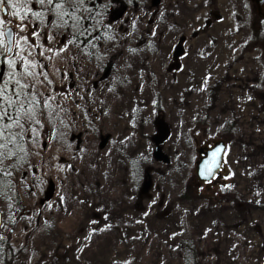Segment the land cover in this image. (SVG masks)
<instances>
[{"label": "rangeland", "instance_id": "rangeland-1", "mask_svg": "<svg viewBox=\"0 0 264 264\" xmlns=\"http://www.w3.org/2000/svg\"><path fill=\"white\" fill-rule=\"evenodd\" d=\"M4 7L0 30L28 42L10 57L0 45L1 84L15 60L8 95L30 85L16 90L34 93L39 124L11 128L25 151L18 198L0 202L15 248L3 264H264V33L250 0H68L79 24L29 13L23 31ZM220 140L227 174L198 186V149Z\"/></svg>", "mask_w": 264, "mask_h": 264}, {"label": "snow or ice", "instance_id": "snow-or-ice-1", "mask_svg": "<svg viewBox=\"0 0 264 264\" xmlns=\"http://www.w3.org/2000/svg\"><path fill=\"white\" fill-rule=\"evenodd\" d=\"M72 2L74 6L83 5L85 0H72ZM7 3L11 4V7L15 10L13 14L20 17L21 31H23L24 27L26 26L23 21L24 18L29 15V13L32 16L36 17L37 21L46 19L45 12L51 13L55 17L52 23L56 28L67 26V21L64 19L65 17L74 18V23L76 24H79L80 20L83 19V17L76 16L75 7L73 8V11H69L65 7V5L68 3V0H36V3H38L42 9L41 11H31V9L22 7L18 3L12 2V0H7ZM5 4L6 0H0V8H3ZM22 11L23 15H21ZM3 23L4 21L0 19V25H2ZM31 35H40L39 32L35 31V26ZM0 37L7 38V43H5L3 39H0V45H3L4 52L8 53L9 55L12 54L14 48L20 49V52H23L24 49L22 47V44L28 42L26 36L17 38V35L14 34L11 30H8L7 32L0 30ZM54 38L55 37L51 36L48 37L49 40H52ZM33 46L38 47L36 45ZM47 51H52V48L49 47ZM17 55H20V53H17ZM29 55H31L30 52ZM40 55H43V53L41 52ZM20 59L21 61H23L24 74L29 76L33 75V73L30 71V68H35V63L29 61L27 57L22 55L20 56ZM6 63L13 69V71L9 72L8 82H10L12 78L16 76V72L14 69L17 62L15 60L9 59ZM8 82L0 84V140L3 141L0 142V163H2L5 159L13 158L16 155L15 151L9 148L10 144L13 145L14 148H19L21 152L25 151L24 148L16 144V136L19 134H13L12 138L9 139L6 136V132H8L9 129L15 126L23 129L25 127V120L29 124H39V120L36 119V112L34 110V105L38 104L39 101L35 99L34 93L16 90L17 87L21 89H28L30 85L23 84L21 83V81L17 80L16 86L13 87L11 96H9L7 87ZM29 95H32L33 99H28ZM9 109H14L16 111V115L13 116ZM4 149H8L7 154L3 151Z\"/></svg>", "mask_w": 264, "mask_h": 264}, {"label": "water", "instance_id": "water-1", "mask_svg": "<svg viewBox=\"0 0 264 264\" xmlns=\"http://www.w3.org/2000/svg\"><path fill=\"white\" fill-rule=\"evenodd\" d=\"M3 14H6L5 7H3ZM11 30L14 34L15 31L11 27L4 28V32ZM5 43H7V38L4 37ZM14 51V49H13ZM13 54V52H12ZM11 54V55H12ZM182 54V48L178 47L174 53L175 58H179ZM8 53H5L6 57H10ZM4 67L1 68L0 72V82L4 75ZM226 151V143L222 140L215 142L211 147L204 146L198 149V154L201 156L200 159L195 164V175L200 184H208L218 176L226 175L227 169L224 166V156ZM153 157L157 160H161L164 163H169L170 159L165 155L160 148H156L153 152ZM54 184L50 183V189L47 193L45 200L41 202L50 201L54 196ZM3 215L0 212V235L2 230Z\"/></svg>", "mask_w": 264, "mask_h": 264}, {"label": "trees", "instance_id": "trees-1", "mask_svg": "<svg viewBox=\"0 0 264 264\" xmlns=\"http://www.w3.org/2000/svg\"><path fill=\"white\" fill-rule=\"evenodd\" d=\"M101 2L102 0H85L84 4L81 6L83 8H87V9L92 8L94 11L102 12L101 10H97ZM3 57L4 55L2 54L0 56V62H2ZM2 67L3 65H0V72H1ZM17 133L20 134L19 132H16V131L14 132L13 130L10 129L8 130V132H6V136L9 139H11L13 134H17ZM0 142H3V141L0 140ZM22 143H23L22 137L20 135H17L16 144L22 147ZM9 148L15 151L16 155L13 158L5 159L2 163H0V202L1 203H5L4 201H7L11 199L12 197L18 198V196L16 197V191L14 190V187H13L10 170L15 166V161L21 158L22 152L19 150V148H14L13 145L11 144L9 145ZM3 151L7 154L8 149H4ZM226 193H230L233 195L232 189L230 188L227 190ZM224 199L226 201L230 200L233 202V199L235 198L226 197ZM262 207L264 208V206ZM250 208L257 209V207H255L254 205L252 207L250 206ZM2 238L3 237H1L0 235V264L5 263L8 257H11L15 250V248H13L10 242V234L8 235V238L6 240H3Z\"/></svg>", "mask_w": 264, "mask_h": 264}, {"label": "flooded vegetation", "instance_id": "flooded-vegetation-1", "mask_svg": "<svg viewBox=\"0 0 264 264\" xmlns=\"http://www.w3.org/2000/svg\"><path fill=\"white\" fill-rule=\"evenodd\" d=\"M250 4L253 12L252 24L256 30L264 33V0H250ZM223 176L225 175L222 174L216 179H220ZM199 185L201 184L198 182V186Z\"/></svg>", "mask_w": 264, "mask_h": 264}]
</instances>
